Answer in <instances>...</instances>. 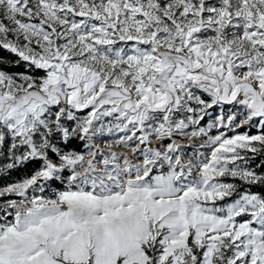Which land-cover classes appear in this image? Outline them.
Listing matches in <instances>:
<instances>
[{
    "label": "snow or ice",
    "instance_id": "snow-or-ice-1",
    "mask_svg": "<svg viewBox=\"0 0 264 264\" xmlns=\"http://www.w3.org/2000/svg\"><path fill=\"white\" fill-rule=\"evenodd\" d=\"M0 264H264V0H0Z\"/></svg>",
    "mask_w": 264,
    "mask_h": 264
}]
</instances>
